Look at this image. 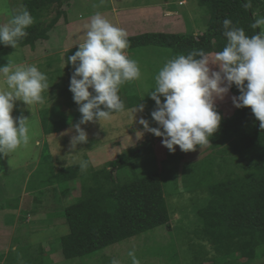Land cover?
<instances>
[{
    "label": "rangeland",
    "instance_id": "374dc122",
    "mask_svg": "<svg viewBox=\"0 0 264 264\" xmlns=\"http://www.w3.org/2000/svg\"><path fill=\"white\" fill-rule=\"evenodd\" d=\"M25 1L30 0H0V24L7 23L12 15L22 10ZM110 5L118 9L150 8L141 11L140 14H130L134 23L122 27L128 33V38L160 33H192L197 36L206 30L209 20L207 8L199 6L197 0H74L70 6L62 7L67 14L66 18L70 19L69 22L62 23L63 20L58 22L55 29L49 32L47 41H38L33 50L27 46L0 51V66L8 62L12 65L35 64L45 73L50 87L48 92L43 93L45 103L40 108L47 109L49 118L53 117L56 120L57 113L52 112L51 109L58 102L60 103L58 113H65L68 119L67 126L63 130L45 136L37 112V109H40L36 108V105L27 106L22 101L15 102L11 115L14 118L20 116L27 118L30 142L27 146H21L11 153L9 157L0 158V258H3L0 264H29L25 259H34L31 264H110L114 258L119 260L120 264H133L129 252L134 253L139 264H203V259H208V253L212 251L211 247L203 245H196V252L194 249L187 250V245L182 244L190 239L180 234L199 226L196 207L193 205L195 202L198 203V192L226 177L239 176L241 171L234 169L216 178L207 176V179H211L206 181L201 177L202 183L197 182L196 175L200 168L210 165L217 167L241 164L246 152L241 151L238 141L233 136L227 135L214 149L208 146L199 149L197 146L195 151L183 152L176 146V152L182 156V161L175 165L178 168H169V165L164 163L167 160V148L162 145V138L144 132L138 119L143 117L149 121L151 127H157L150 115L155 102L147 93L155 87L154 77L159 69L167 60L176 56L173 51L148 47L132 55L129 53L128 57L138 62L142 77L138 81L128 82V86L120 89L119 96L124 102L125 111L114 113L110 120H102L100 124L89 122L81 125L87 132L88 142L78 144L75 150L70 148V139L76 134L75 130L72 129L68 135H61L81 118L69 86L66 91L71 93L69 95L71 100L59 98L60 90L65 87L62 82L69 84L73 70L71 65L66 64L64 67L67 57L75 53L77 50L75 44L82 42L83 33L86 31L76 30L83 22L77 17L86 15L85 19L88 22L94 11L103 8L106 11L101 14L115 25L111 13L107 11ZM154 7L157 9L155 10ZM139 15H143V18L138 17ZM54 16L55 13L51 11L49 18ZM141 19L146 21L141 29H138L139 25L136 21ZM260 26L264 32V25ZM68 51L69 54H66ZM214 56V54L208 55L210 60L214 59ZM0 87L6 85L0 83ZM126 94H136L139 103L145 104L144 111L134 114V119L131 112L133 108H128L126 104ZM231 96L233 95L229 92L222 101L216 102V110L223 118L230 117L236 109L232 104ZM161 99L163 102V98ZM72 102L74 106H68ZM139 132H143L140 138ZM149 146L151 152L131 163L139 176L156 171L164 185L165 181L168 182L165 188L166 204L170 211L168 225L112 245L92 256L64 260L60 252L59 240L67 235L69 230L63 210L80 197L82 180L80 176L70 182L67 185L68 192L63 194L55 181L54 174L70 166L79 168V162L85 160L88 162L87 170L85 172H81L80 168L79 170L82 176L89 179L92 171L104 170L106 164L119 156ZM127 169L128 167L124 170L129 173ZM166 172H169V175H166ZM113 175L121 179L128 178L127 173L122 174L118 171ZM195 257L199 261L194 260ZM244 261L241 259L239 263L242 264ZM250 264H264V258Z\"/></svg>",
    "mask_w": 264,
    "mask_h": 264
},
{
    "label": "trees",
    "instance_id": "16d2710c",
    "mask_svg": "<svg viewBox=\"0 0 264 264\" xmlns=\"http://www.w3.org/2000/svg\"><path fill=\"white\" fill-rule=\"evenodd\" d=\"M72 1L74 0L23 2L24 8L30 12L35 22L27 29L29 35L21 39L16 48L28 46L33 50L38 41H47L49 32L55 29L58 22H69L70 19L66 18L67 14L62 7L70 6ZM246 2H250L249 8L243 7ZM197 3L206 7L209 12L206 30L202 34L195 36L192 33H160L130 37V47L125 50L126 54L132 55L138 50L153 47L173 51L176 55H187L200 49L207 55H215L227 43L222 27V21L226 18L237 27H242L246 35L262 32L261 26L252 28L251 24L258 17H264V0H197ZM51 11L55 16L49 18ZM10 48L12 47L0 45V51ZM66 54H69V51ZM62 85L65 87L60 90L59 98L70 101L71 93L66 91L69 84L62 82ZM126 86L128 82L120 89ZM230 93L239 95L234 86ZM135 95H125L128 108H134L139 103ZM59 104L55 103L51 109L57 113L56 120L49 118L47 109L39 110L40 125L45 136L58 133L67 126L65 113H58ZM71 105L74 106V103L68 104ZM79 114L81 115L80 112ZM259 123L250 107L236 108L230 117H222L218 131L210 138L212 145L208 147L214 149L224 136L231 135L238 141L241 151L246 154L241 164L217 167L210 165L200 168L196 175L197 182L202 183L203 178L206 181L221 177L234 169L241 171L239 176L226 177L207 185L200 192L197 190L198 203L193 205L196 207L199 226L180 235H186L190 239L182 244L187 245V250L194 249L196 252V245L211 247L212 251L208 253V259H203V264H240L241 259L245 260L242 264H250L264 258V129L260 128ZM149 152L150 146L121 155L106 164L104 170L92 171L89 179L82 176L78 166L63 168L54 174L63 194L70 182L80 176L82 180L80 197L63 210L69 230L68 234L59 240L64 260L92 256L112 245L168 225L170 211L165 196L168 182L165 181L164 185L156 171L139 176L131 163ZM181 159L182 156L176 151L170 153L167 149V160L164 163L168 164L169 168H176L175 165L180 163ZM127 167L129 173L124 170ZM114 171L127 173L128 178L114 177ZM166 175H169V172H166ZM207 176L211 178L207 179ZM2 259L0 258V261ZM25 260L29 264L35 261ZM194 260L199 261L197 257Z\"/></svg>",
    "mask_w": 264,
    "mask_h": 264
},
{
    "label": "clouds",
    "instance_id": "9594fccd",
    "mask_svg": "<svg viewBox=\"0 0 264 264\" xmlns=\"http://www.w3.org/2000/svg\"><path fill=\"white\" fill-rule=\"evenodd\" d=\"M182 4V3H179ZM250 2L243 4L249 8ZM30 12L23 8L0 24V45L15 49L18 42L29 35L27 29L34 24ZM264 25V17H258L252 28ZM223 35L227 43L210 60L203 49L187 55L177 54L167 60L155 75V87L147 93L155 102L151 119L157 127H151L143 117L138 123L143 131L160 137L170 153L176 146L183 152L195 151L197 146H210V138L219 129L221 115L216 102L222 101L234 86L239 95L231 96L232 104L240 109L250 107L254 117L264 129V32L246 35L230 19L222 21ZM83 33L77 50L67 57L64 67L72 66L69 91L81 113L80 120L61 135L71 136L70 148L88 142L87 132L81 127L89 122L110 120L114 113L125 111L119 96L120 87L142 77L138 62L130 59L125 50L130 47L128 33L112 24L101 13H95ZM0 158L9 157L21 146L30 142L27 118L11 115L15 102L27 106L43 105V93L49 90L47 75L35 64L0 66ZM91 90V91H90ZM163 98V102L162 99ZM145 104L139 103L131 112L142 113ZM140 136L143 132H139ZM81 172L88 162H79ZM133 264H139L134 253L129 252ZM110 264H120L112 259Z\"/></svg>",
    "mask_w": 264,
    "mask_h": 264
},
{
    "label": "crops",
    "instance_id": "0c3cea01",
    "mask_svg": "<svg viewBox=\"0 0 264 264\" xmlns=\"http://www.w3.org/2000/svg\"><path fill=\"white\" fill-rule=\"evenodd\" d=\"M107 9H109L107 11L109 13H111V15H112V17L114 19L115 25L118 26V27H120V28H122V27H125V26H129L131 23H134V21L131 20V16H130L131 13L132 14H134V13L135 14H140L141 11H146V9H150V8L149 7H138L136 9L135 8L134 9H130V8H119L118 9V8H115V6H111L110 5V8L107 7ZM154 9L156 10L157 8L154 7ZM104 11H106V10H103V8H99L98 11H94V12L95 13H97V12L102 13ZM121 12L123 14H121ZM95 13L91 14L90 16H93ZM119 13H120V15H119ZM105 14H107V13H105ZM115 14H118L117 17L114 16ZM90 16H88V17H90ZM86 17H87L86 15H78L77 18H81L80 20H82L83 22H86L88 24L89 21L88 22L86 21V19H85ZM138 17H142L143 18V15H139ZM144 21H146V20L141 19L139 21H136V24L139 25L138 29H141V27L143 26V24H145ZM83 22H82L81 27H78L77 26V29L76 30H78V29H81L82 31L83 30H86V28H85L86 23L83 24ZM117 22H118V24H117ZM150 22H152V20ZM150 22H147V23H150ZM40 107H43V105H36V108H39L40 109ZM37 112H38V117H39V110L38 109H37Z\"/></svg>",
    "mask_w": 264,
    "mask_h": 264
}]
</instances>
